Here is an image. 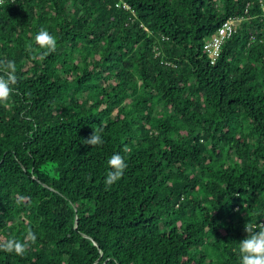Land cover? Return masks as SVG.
I'll list each match as a JSON object with an SVG mask.
<instances>
[{
  "label": "trees",
  "instance_id": "16d2710c",
  "mask_svg": "<svg viewBox=\"0 0 264 264\" xmlns=\"http://www.w3.org/2000/svg\"><path fill=\"white\" fill-rule=\"evenodd\" d=\"M0 59L17 68L0 243L37 237L0 264H240L244 225L264 223V0H3Z\"/></svg>",
  "mask_w": 264,
  "mask_h": 264
},
{
  "label": "clouds",
  "instance_id": "9594fccd",
  "mask_svg": "<svg viewBox=\"0 0 264 264\" xmlns=\"http://www.w3.org/2000/svg\"><path fill=\"white\" fill-rule=\"evenodd\" d=\"M2 2L3 0H0V3ZM123 5L127 6L125 3ZM128 10L134 13V10L129 7ZM34 44L39 49L45 50L39 55V58L43 60L46 55L56 50L57 41L46 29L41 28L34 36ZM32 48V44L27 45L29 51ZM32 58L36 59V56ZM16 72L15 61L0 59V102L7 101L12 95L13 86L17 83ZM102 131V127L92 130L90 136L82 140L83 144L86 146L101 145L103 143L100 135ZM107 166L109 171L106 174L104 182L106 185L111 186L122 177L127 165L119 153H114L107 160ZM244 231L247 234L246 237L238 242L240 264H264V223L258 224L248 221L244 225ZM36 239L35 233L31 228H28L23 240L9 238L0 243V251L23 255L27 248L36 242Z\"/></svg>",
  "mask_w": 264,
  "mask_h": 264
},
{
  "label": "built area",
  "instance_id": "2783aa9c",
  "mask_svg": "<svg viewBox=\"0 0 264 264\" xmlns=\"http://www.w3.org/2000/svg\"><path fill=\"white\" fill-rule=\"evenodd\" d=\"M229 25L230 23L228 22L224 23L220 27L218 34L213 35L211 39L204 45V48L208 53V56L210 57L212 63L216 60L220 53L221 43Z\"/></svg>",
  "mask_w": 264,
  "mask_h": 264
}]
</instances>
